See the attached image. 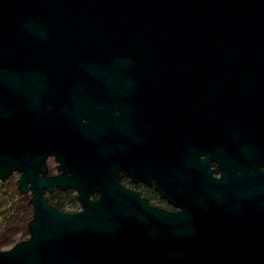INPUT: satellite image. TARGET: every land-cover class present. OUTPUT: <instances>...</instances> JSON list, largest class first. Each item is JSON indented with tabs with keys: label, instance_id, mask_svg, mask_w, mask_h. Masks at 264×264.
Here are the masks:
<instances>
[{
	"label": "water",
	"instance_id": "water-1",
	"mask_svg": "<svg viewBox=\"0 0 264 264\" xmlns=\"http://www.w3.org/2000/svg\"><path fill=\"white\" fill-rule=\"evenodd\" d=\"M150 147H170L179 212L120 182ZM15 173L34 215L0 264H264V0H0V180Z\"/></svg>",
	"mask_w": 264,
	"mask_h": 264
},
{
	"label": "flooded vegetation",
	"instance_id": "flooded-vegetation-1",
	"mask_svg": "<svg viewBox=\"0 0 264 264\" xmlns=\"http://www.w3.org/2000/svg\"><path fill=\"white\" fill-rule=\"evenodd\" d=\"M198 148L194 152L196 159L206 161L210 169L213 170V177L221 178L222 172L219 163L213 159L212 152ZM169 149L170 147H166L165 152L160 153V151H157V153L151 147L143 151L138 148L134 177L120 171L122 176L120 182L125 188L132 190L140 198L145 199L149 206L168 212H179L181 206L175 202L173 197L180 192L182 182L175 183L173 181L171 173L172 156ZM162 188L165 190V195L162 193ZM96 197L97 195L94 196V198Z\"/></svg>",
	"mask_w": 264,
	"mask_h": 264
},
{
	"label": "rangeland",
	"instance_id": "rangeland-1",
	"mask_svg": "<svg viewBox=\"0 0 264 264\" xmlns=\"http://www.w3.org/2000/svg\"><path fill=\"white\" fill-rule=\"evenodd\" d=\"M49 174H57V163L54 158L48 161ZM20 174H13L7 181L0 180V251L12 248L16 243L30 237L28 223L34 215L30 203L31 193L24 195L18 190ZM49 202L66 204V210H81L76 190L46 192Z\"/></svg>",
	"mask_w": 264,
	"mask_h": 264
},
{
	"label": "trees",
	"instance_id": "trees-1",
	"mask_svg": "<svg viewBox=\"0 0 264 264\" xmlns=\"http://www.w3.org/2000/svg\"><path fill=\"white\" fill-rule=\"evenodd\" d=\"M54 206H57L59 209H61V210H63V211H65V212H71V213H73L75 210H71V211H67L66 210V204L65 205H63V204H53Z\"/></svg>",
	"mask_w": 264,
	"mask_h": 264
}]
</instances>
